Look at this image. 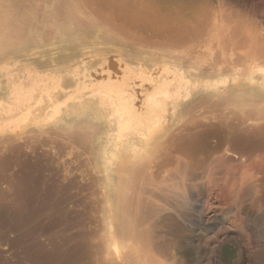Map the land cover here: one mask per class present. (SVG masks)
<instances>
[{"label":"bare ground","instance_id":"1","mask_svg":"<svg viewBox=\"0 0 264 264\" xmlns=\"http://www.w3.org/2000/svg\"><path fill=\"white\" fill-rule=\"evenodd\" d=\"M230 2L0 0V53L14 45L10 30L25 24H60L78 34L75 42L61 46V56L51 64L35 66L27 84L8 76L0 86V102L11 105L10 113L20 123L16 135L8 136L12 145L21 142L65 175L71 174L76 150L93 160L103 180L100 247L107 264H175L182 245L176 233L182 227L172 212L183 213L167 201L153 204L158 198L154 184L193 187L200 178L193 172L204 164L200 154L210 159L213 141L217 149L228 147L241 158L264 152V59L253 60L235 41L244 35L239 22L230 18L238 0ZM85 12L99 21L83 17ZM215 21L229 24L218 44L208 37ZM106 29L116 35H104ZM52 33L46 28L39 48L47 47ZM120 36L130 41L123 44ZM161 46L169 50L155 49ZM70 48L79 49L78 56ZM92 59L99 63L89 65ZM143 62L149 67L139 71ZM83 72L89 79H83ZM153 75L192 91L146 86ZM59 78L66 79L67 92L57 95L52 88L44 95L40 84ZM210 87L214 89L205 96L200 93ZM178 97L184 100L175 107ZM208 106L217 109V121L211 124L206 123L212 118ZM102 149L111 156L106 159ZM182 166L179 181L164 176L169 167ZM117 247L125 251L120 260L114 258Z\"/></svg>","mask_w":264,"mask_h":264},{"label":"rangeland","instance_id":"2","mask_svg":"<svg viewBox=\"0 0 264 264\" xmlns=\"http://www.w3.org/2000/svg\"><path fill=\"white\" fill-rule=\"evenodd\" d=\"M222 1L231 3L230 0H213L216 5ZM231 11L230 18L239 22L244 35L240 34L235 41L248 49L253 60L264 59V0H238ZM82 16L99 21L86 12ZM13 19L14 16H10V20ZM35 22L39 23L37 17ZM24 26L16 32L10 30L13 33L10 42L14 45L0 53V86L11 74L27 84L34 75L35 66L51 64V60L61 56V46L75 42L78 35L60 24ZM46 28L53 33L47 47L41 49L38 44ZM209 32L210 43L218 44L229 32V24L224 27L215 21ZM104 33L116 35L110 29ZM120 37L123 44L130 41L125 36ZM70 49L72 56H78L79 49ZM155 49L169 50L165 46ZM96 63L98 60L92 59L89 65ZM147 67L149 62H143L139 71ZM183 72L186 76L191 74L188 70ZM80 75L84 80L90 77L88 72ZM151 78L146 83L151 88H165L172 93L192 91L182 85L174 86L165 76L153 75ZM163 79L168 82L163 84ZM65 80L59 78L57 82L43 83L39 87L47 92L44 95L55 89V94H65L68 90ZM213 89L204 88L200 93L205 96ZM178 98L175 107L184 100ZM1 103L0 190L4 196L0 199V264H107L100 247L104 239L99 203L104 195L103 180L93 160L82 155L83 151L76 150L71 161V174L65 175L57 172L47 160H40L21 142L12 145L8 136L17 133L15 130L19 126H15L20 123L11 115V105ZM206 109L212 115L206 123L216 122L217 109L213 106ZM212 145L210 159L206 154H200L204 164L193 172L200 177L193 187L188 188L182 183L178 186L154 184L158 198L152 203L161 206L167 201L183 213L179 215L182 218L174 210L177 215L171 213L182 227L176 233L182 245L175 264H264V152L241 158L228 147L217 149L215 141ZM100 151L106 159L111 156L108 149ZM183 160L184 163L186 160ZM183 167H169L164 176L179 181ZM14 184L15 188H11ZM166 230L172 232L173 228ZM124 252L117 247L114 258L120 260Z\"/></svg>","mask_w":264,"mask_h":264}]
</instances>
